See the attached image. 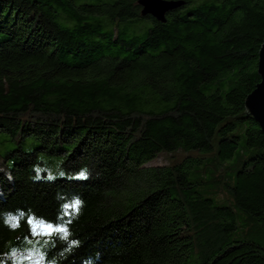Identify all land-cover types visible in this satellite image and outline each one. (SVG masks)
I'll return each mask as SVG.
<instances>
[{"label": "trees", "instance_id": "obj_1", "mask_svg": "<svg viewBox=\"0 0 264 264\" xmlns=\"http://www.w3.org/2000/svg\"><path fill=\"white\" fill-rule=\"evenodd\" d=\"M183 1L163 23L139 0H0V264L42 237L29 218L68 229L38 264H264V244L231 239L264 234V134L245 108L264 0ZM191 152L217 171L192 177Z\"/></svg>", "mask_w": 264, "mask_h": 264}, {"label": "rangeland", "instance_id": "obj_2", "mask_svg": "<svg viewBox=\"0 0 264 264\" xmlns=\"http://www.w3.org/2000/svg\"><path fill=\"white\" fill-rule=\"evenodd\" d=\"M2 147H6V148H14V145L12 143H6L3 144ZM191 156L192 157H206V160L203 162V164H201L199 167H195L192 170V174L191 176L194 177V175L197 173V170L206 167L209 168L210 170L208 171V173H206V177L210 178L212 176V172H216L217 171V161L213 160L214 156L212 154H204L201 152H191ZM247 155H245V152H241L238 151L235 153L234 157L230 160H227L225 162H221V164L224 167H230V170L228 169L227 171V175L225 177V179L227 180L228 178H230L231 176H233V174L235 173V171L237 170V168L239 167V164H241L243 162V160L245 159ZM40 160L43 162V166L40 167V169H42L43 167H47L50 168L53 166V159L50 157H45L43 155L40 156ZM164 163L163 157H159L155 162H152L151 165H160ZM63 174H65V172H63ZM80 175H72V178H78ZM228 194V193H227ZM229 196V195H228ZM231 197V196H230ZM232 198V197H231ZM227 205H233V201L227 200L226 202ZM239 222L241 224V215H239ZM247 229L248 227H244L240 229V232L238 234L234 233L231 236V239H240V238H244V239H252L255 240L257 242H260L262 244H264V234H261L260 237H254L253 235H249L247 234ZM53 241V237L51 235H42V237H37V238H29L27 239V242L25 243L24 246H22L21 248L16 249L14 252L21 254L23 253L25 256L28 254L29 251H31L32 253V257L30 259H23L21 260V264H38V260H41L44 256H45V251L47 249H49L51 247ZM10 244V243H9ZM9 246V245H8ZM31 260L35 261V262H31Z\"/></svg>", "mask_w": 264, "mask_h": 264}, {"label": "water", "instance_id": "obj_3", "mask_svg": "<svg viewBox=\"0 0 264 264\" xmlns=\"http://www.w3.org/2000/svg\"><path fill=\"white\" fill-rule=\"evenodd\" d=\"M144 17L151 16L154 19L165 23L168 13L181 8L185 1L183 0H139ZM264 12V8H263ZM258 75L261 81L257 84L255 90L249 94L245 100L247 113L258 123L264 134V42L259 51Z\"/></svg>", "mask_w": 264, "mask_h": 264}, {"label": "snow or ice", "instance_id": "obj_4", "mask_svg": "<svg viewBox=\"0 0 264 264\" xmlns=\"http://www.w3.org/2000/svg\"><path fill=\"white\" fill-rule=\"evenodd\" d=\"M78 178L86 179L87 178L86 170L82 171ZM80 205L81 202L78 199L74 200L70 204L64 205V208L66 209L65 215L69 214L67 211L68 209H71L73 213H78ZM9 222L12 228H17L20 226V217H11ZM27 222L31 226V231L33 235H51L53 233H63L64 236L61 238L67 237L68 229L66 227L54 226L51 223H47L44 220L36 219V218H29ZM12 257H16V260H20L21 258L30 259L32 257V253L31 251H29L26 256L23 253H21L20 256H17L15 252H12L9 258L11 259Z\"/></svg>", "mask_w": 264, "mask_h": 264}]
</instances>
